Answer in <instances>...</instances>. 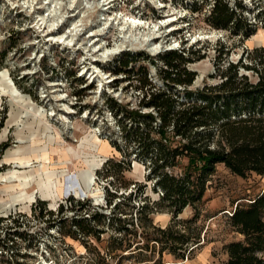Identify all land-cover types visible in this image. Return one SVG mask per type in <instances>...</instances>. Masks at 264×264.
I'll return each instance as SVG.
<instances>
[{"label":"rangeland","instance_id":"obj_1","mask_svg":"<svg viewBox=\"0 0 264 264\" xmlns=\"http://www.w3.org/2000/svg\"><path fill=\"white\" fill-rule=\"evenodd\" d=\"M50 1L0 0V144L8 143L3 151L0 147V238L7 230L19 232L7 247H0V264H216L226 259L225 244L241 238L229 215L238 203L264 191V176L257 173L242 176L224 163L216 165L192 224L193 229L203 228L200 245L185 258H176L169 250L162 252L154 241L147 247L141 245L143 232H153L152 227L140 226L135 235L129 233L127 237L134 240L129 246L125 232L116 233L108 219L100 223L92 218L95 212L112 215V205L107 203L115 188L111 180L129 182L119 190L125 196L138 187L144 189L143 200L152 202L162 195L153 189L155 180L148 178V161L132 155L130 169L103 166L108 158L124 159L125 152L135 147L125 139L107 101L114 98L136 107L142 94L135 86L144 69L153 82L162 85L158 71L162 62L156 57L170 48L185 46L195 51L196 59L187 64L197 72L193 88L221 82L218 68L225 69L229 61H240V74L256 79V71L242 63L262 66L255 55L256 48L264 47V20L246 12L257 22L253 37L211 24L208 17L215 0ZM78 1H90L89 8L101 4L81 16L77 34H67L74 20L80 19L73 5ZM226 1L234 6L236 0ZM244 3L254 13L263 12L264 19V0ZM105 17L112 18L105 23ZM131 17L142 20L137 32L151 34H121L119 21ZM93 29L102 33L91 34ZM152 42L161 45L153 50ZM116 44L120 49L103 53L104 47ZM123 58L129 63L116 73L112 65ZM53 164L58 170L66 168L57 176L54 200L41 196L39 183L42 176L48 181ZM106 167L111 170L108 177L103 175ZM141 199H126L121 211L136 219L134 205L138 208ZM194 212L187 206L178 218H190ZM151 216L161 227L172 219L165 208ZM76 217H87L92 226L105 231L100 236L95 232L84 235L73 222Z\"/></svg>","mask_w":264,"mask_h":264},{"label":"trees","instance_id":"obj_2","mask_svg":"<svg viewBox=\"0 0 264 264\" xmlns=\"http://www.w3.org/2000/svg\"><path fill=\"white\" fill-rule=\"evenodd\" d=\"M246 12H253L255 20H264L263 12L254 13L244 0H236L234 6L226 0H215L208 20L217 28H234L235 34L244 31L249 36L255 32L257 22L251 21ZM194 54V50L185 46L160 52L156 59L162 62L158 71L163 84L158 86L153 82L145 68L135 86L142 94L136 107L123 105L114 98L107 101L125 139L133 141L135 147L125 152L124 159L111 157L103 166L112 164L130 169L132 155L148 161V178L155 180L153 189L162 195L152 202L147 198L143 200L144 189L138 187L125 196L119 190L122 186L128 187L129 182L124 180L117 184L111 180L115 188L107 203L112 205V215L91 213L100 223L108 219V226L116 233L125 232L123 238H128L129 233L135 235L137 227H152L153 232H143L145 240H141L144 241L141 245L147 247L154 241L161 245L162 252L169 250L176 258H185L200 245L203 228L193 229L192 224L198 219L199 204L204 201L208 181L218 163H224L238 175L257 173L264 176V47L256 48L255 55L262 66L242 63L256 71V79L240 74V61H229L225 69L218 68L223 78L221 82L196 88L192 86L197 72L187 66L196 59ZM146 57L152 58L148 54ZM128 63V59H119L112 69L118 73ZM7 146L8 143L0 144L1 151ZM114 146L123 150L116 142ZM106 170L104 177L110 175L111 170L107 167ZM116 197L123 199L116 201ZM133 197L143 200L138 208L134 205L136 219L121 211L125 200ZM187 206L195 209L194 215L178 218ZM163 208L172 213L166 227L155 224L151 216ZM229 221L241 238L225 244L227 258L216 264H264V191L248 202L238 203ZM73 222L84 235L95 232L100 236L105 231L92 226L87 217H76ZM18 233V230H7L5 237L0 238V247H7L8 240H13ZM123 238H120L122 243ZM128 240L131 246L134 240Z\"/></svg>","mask_w":264,"mask_h":264},{"label":"bare ground","instance_id":"obj_3","mask_svg":"<svg viewBox=\"0 0 264 264\" xmlns=\"http://www.w3.org/2000/svg\"><path fill=\"white\" fill-rule=\"evenodd\" d=\"M56 0H51L50 2H54ZM85 1V0H84ZM84 1H78L76 4H73L75 5V8H78V13L75 14L76 17H80V19H75L74 20V26H72L73 28L70 29V32L67 33V34H77L76 30L78 29V25H79V22L82 21V18L81 16L84 14H86L87 11H91L94 9V7H98L101 2H97L96 3V6H91L89 8V6L91 5V2L90 1H86L85 4H84ZM107 1H110L111 0H107ZM106 1V2H107ZM109 2V3H110ZM74 10V9H73ZM44 18V16L42 17V19ZM112 18V17H105V23H108L109 19ZM117 18V17H115ZM112 23V22H111ZM142 24V20L136 18V17H131V18H123V20L119 21V29L121 34H151L149 31L147 33H142V32H137V29H139V26ZM102 32H100V29H93L92 30V33L91 34H101ZM105 33V32H103ZM204 37H209L211 34H215L214 32L213 33H204ZM263 34V33H262ZM253 37H254V34H253ZM144 42V41H143ZM141 44H142V41H141ZM161 44L157 43V42H152L150 43V47L155 50V49H158V47H160ZM123 46V45H122ZM148 46V47H149ZM120 49V45L119 44H116V46H114L113 48H108V47H104V52L103 53H112L116 50ZM47 126V125H46ZM48 127V126H47ZM46 155V153H45ZM50 158V156H48ZM47 166V165H46ZM45 168H48V167H45ZM49 173L48 174V181L47 180H44L43 179V176L41 177V180L39 181L40 184H42L43 188L41 190V196L43 198H50V199H56L57 198V192H58V174H64V172L66 171V168H63L61 170H58L56 165L53 164L51 167L49 166ZM44 170V169H43ZM43 175V174H42ZM2 180H5L6 179V176L5 175H2L1 176ZM9 178V177H8ZM90 180V179H89ZM60 186V185H59ZM61 190V189H60Z\"/></svg>","mask_w":264,"mask_h":264}]
</instances>
